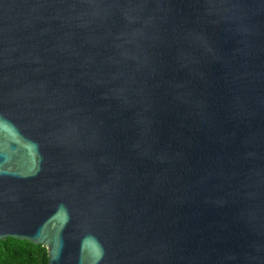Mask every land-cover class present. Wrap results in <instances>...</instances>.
Masks as SVG:
<instances>
[{
  "label": "water",
  "instance_id": "obj_1",
  "mask_svg": "<svg viewBox=\"0 0 264 264\" xmlns=\"http://www.w3.org/2000/svg\"><path fill=\"white\" fill-rule=\"evenodd\" d=\"M48 264H264V0H0V241Z\"/></svg>",
  "mask_w": 264,
  "mask_h": 264
},
{
  "label": "trees",
  "instance_id": "obj_2",
  "mask_svg": "<svg viewBox=\"0 0 264 264\" xmlns=\"http://www.w3.org/2000/svg\"><path fill=\"white\" fill-rule=\"evenodd\" d=\"M46 247L8 238L0 241V264H48Z\"/></svg>",
  "mask_w": 264,
  "mask_h": 264
}]
</instances>
